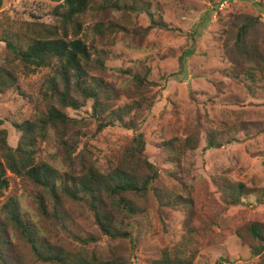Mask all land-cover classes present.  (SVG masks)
<instances>
[{
  "label": "rangeland",
  "instance_id": "374dc122",
  "mask_svg": "<svg viewBox=\"0 0 264 264\" xmlns=\"http://www.w3.org/2000/svg\"><path fill=\"white\" fill-rule=\"evenodd\" d=\"M161 8L165 30L152 29L140 40L131 35L119 34L114 48L116 56L106 62L105 73L93 72L107 85L120 88L129 71L139 64L142 74L149 70L145 88L131 87L127 95L140 104L142 119L139 129L107 127L96 131L92 118V101H86L78 110L66 109V114L78 121L76 127L65 129L67 136L80 133L76 149L67 156L59 140L64 129L51 130L46 140L39 145L37 159L45 161L61 171L78 172L82 166L96 164L108 168L107 159H119L121 153L132 145L135 133L145 140L146 159L159 169V179L152 184L157 192L184 188L192 202L181 200L175 208L162 206L154 193L147 196L148 211L136 218L134 244L110 242L100 235L93 217L81 204L67 201L65 208L80 230L99 238L96 246L88 249H118L130 264H150L161 250L171 248L185 235L186 222L191 220L195 229L193 248L198 251L194 264H258L252 256L248 243H243L236 230L249 223L264 224V205H258L253 196L246 197L243 205L226 208L214 187L217 176H227L248 186L264 187V133L250 136L236 133L228 135L235 141L206 149L205 133L214 123L222 121H245L264 124V93L255 96L228 76L229 63L224 56L223 44L227 33L233 32L238 18L252 17L258 20L255 35H264V0H153ZM57 5L52 0H3L0 8V33L7 27L16 28L25 34L46 26H54L52 9ZM223 5V7L221 6ZM118 18L119 15L116 14ZM95 17L85 22L83 33L88 38L97 35L91 26ZM150 25L148 17L140 14L130 28H145ZM82 36V33L79 37ZM128 44L134 48H129ZM231 44V43H230ZM185 51L191 55L182 57ZM5 52L0 42V58ZM48 70L43 69L29 77L20 76V91H8L0 95V129L7 132V144L15 148L20 134L12 121L32 119L46 109L44 80ZM199 133L198 148L189 152L182 169L170 168L162 161L158 145L173 137L184 138L188 130ZM225 137V136H224ZM227 139V137H226ZM177 172L183 186L168 177ZM8 188L0 195V206L10 198L17 199L28 210L36 207L34 199L39 191L29 180H22L11 173L6 174ZM193 213L190 217L187 207ZM41 227L48 239L71 250L80 249L67 234L49 221L41 219ZM15 244L27 253L29 264H41L29 255L26 245L13 236ZM22 253V254H23Z\"/></svg>",
  "mask_w": 264,
  "mask_h": 264
},
{
  "label": "trees",
  "instance_id": "16d2710c",
  "mask_svg": "<svg viewBox=\"0 0 264 264\" xmlns=\"http://www.w3.org/2000/svg\"><path fill=\"white\" fill-rule=\"evenodd\" d=\"M57 5L52 9L54 26L31 31V35L16 28L7 27L0 33V42L5 52L0 58V95L8 91H20L19 77H29L40 70H48L44 80L43 98L46 109L32 119L14 120L13 128L20 134L16 147L6 141L7 132L0 129V195L8 188L6 174L31 181L39 191L32 196L36 207L28 210L17 199L10 198L0 206V264H29L27 253L13 236L18 235L29 255L41 264H130L118 249H88L96 246L99 238L84 233L67 211L65 204L72 201L87 208L93 217L100 235L110 242L127 241L134 244L135 220L147 214L148 193H154L162 206L176 207L183 199L190 204L184 188L166 193L157 192L152 184L159 179V169L145 156V140L135 133L132 145L119 159H107L108 168L96 164L82 166L78 172L61 171L45 161H39V145L46 140L51 130L64 129L58 137L67 156L76 149L80 133L67 136L65 129L76 127L78 121L66 114V109L78 110L86 101H92V118L96 131L107 127H122L137 131L142 119L139 103L127 95L133 87L139 91L148 84L149 70L141 74L136 64L122 82L120 88L107 85L93 72L105 73L106 62L114 53L112 49L119 34L126 33L133 40H140L152 29L165 30L161 8L153 0H52ZM3 0H0V8ZM145 14L150 25L145 28L129 25L140 14ZM116 14L119 17H116ZM95 17L88 29L97 36L88 38L83 33L85 22ZM258 20L240 17L233 32L227 33L223 44L224 56L229 63L227 76L240 84L250 96L264 93V35L258 36ZM82 33V36L79 35ZM231 43V44H230ZM129 48H134L128 44ZM191 55L185 51L182 57ZM264 133V124L245 121H222L214 123L205 133L206 149L235 141L228 135L240 133L250 136ZM199 132L188 130L184 138L173 137L158 145L166 166L182 169V162L199 144ZM225 136V137H224ZM227 137V139H226ZM168 177L185 185L177 172ZM214 187L226 208L243 205L246 197L253 196L258 205H264V187L248 186L225 175L214 177ZM190 217L193 213L187 207ZM44 220L67 234L80 249L71 250L65 245L52 242L41 227ZM185 235L171 248L161 250L150 264H194L198 251L193 248L195 229L191 220L186 222ZM236 236L248 243L252 256L264 264V224L249 223L236 230ZM23 253V254H22Z\"/></svg>",
  "mask_w": 264,
  "mask_h": 264
},
{
  "label": "built area",
  "instance_id": "2783aa9c",
  "mask_svg": "<svg viewBox=\"0 0 264 264\" xmlns=\"http://www.w3.org/2000/svg\"><path fill=\"white\" fill-rule=\"evenodd\" d=\"M223 7V5H221Z\"/></svg>",
  "mask_w": 264,
  "mask_h": 264
}]
</instances>
